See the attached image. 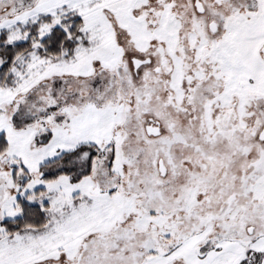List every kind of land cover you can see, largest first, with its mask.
<instances>
[{
    "label": "snow or ice",
    "instance_id": "obj_1",
    "mask_svg": "<svg viewBox=\"0 0 264 264\" xmlns=\"http://www.w3.org/2000/svg\"><path fill=\"white\" fill-rule=\"evenodd\" d=\"M0 264H264V0H0Z\"/></svg>",
    "mask_w": 264,
    "mask_h": 264
}]
</instances>
